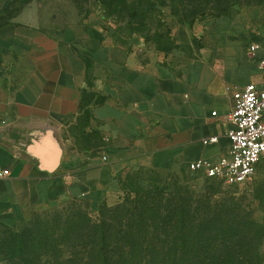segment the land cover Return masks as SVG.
<instances>
[{
	"label": "crops",
	"instance_id": "1",
	"mask_svg": "<svg viewBox=\"0 0 264 264\" xmlns=\"http://www.w3.org/2000/svg\"><path fill=\"white\" fill-rule=\"evenodd\" d=\"M220 31L214 49L176 72L117 48L99 12L27 3L0 27V169L11 170L0 214L68 196L96 208L130 169L185 178L198 174L192 162L228 155L233 93L264 88V66L245 47L251 33Z\"/></svg>",
	"mask_w": 264,
	"mask_h": 264
},
{
	"label": "trees",
	"instance_id": "2",
	"mask_svg": "<svg viewBox=\"0 0 264 264\" xmlns=\"http://www.w3.org/2000/svg\"><path fill=\"white\" fill-rule=\"evenodd\" d=\"M19 6L8 22L31 0H17ZM109 14L138 12L135 0H98ZM150 3V0H140ZM262 0H258L261 2ZM198 6L200 18L229 14L235 6L251 0H188ZM198 4V5H197ZM198 15L195 18H198ZM6 22V23H8ZM78 131L85 137L83 123ZM145 168L126 171L118 182L124 189L122 202L111 206L104 201L97 215L89 210H74L54 231L40 236L14 234L4 240L15 245V264H251L253 257L238 254L233 246L247 233H236L228 211L211 199L194 200L191 194L168 193L157 179L146 181ZM155 170V169H154ZM160 171V170H156ZM144 182H149L144 186ZM187 190V187L185 188ZM188 192V191H187ZM215 193H212L214 195ZM210 196V197H211ZM240 217V216H238ZM234 243V244H232ZM224 246V250L222 249ZM6 248V247H5ZM260 258V256H256ZM260 262V259L258 260ZM258 261L256 263H258Z\"/></svg>",
	"mask_w": 264,
	"mask_h": 264
},
{
	"label": "rangeland",
	"instance_id": "3",
	"mask_svg": "<svg viewBox=\"0 0 264 264\" xmlns=\"http://www.w3.org/2000/svg\"><path fill=\"white\" fill-rule=\"evenodd\" d=\"M69 1L84 13L99 12L115 46L128 55L133 54L144 65L156 64L180 72L215 48L214 44L223 39L221 29H225V39L238 36L232 31L251 33L245 41L247 50L253 43L264 45V0L240 4L223 16L202 18L196 12L198 6H190L188 0H150V3L135 0L138 12L129 10L122 16L109 14L98 0ZM18 6L17 0H0V27L7 24ZM141 175L149 182L157 179L158 185L166 187L168 193L179 192L184 198L189 193L194 200L209 198L214 205L223 204L230 208L240 206L239 215L228 211V215L232 214L230 226L236 233H247V236L238 238L232 248L238 254L253 257L251 264H264V162L251 180L239 185H229L199 174L180 178L173 171L151 168H145ZM121 177H126V173ZM149 182H144V186L147 187ZM121 187L116 182L105 200L107 204L113 206L124 200L125 193ZM212 193L215 194L211 196ZM100 206L94 208L84 197L68 196L18 217L0 214V264H15L10 258L17 253L15 245L8 243L4 246L5 239L10 240L14 234L40 236L43 230L54 231L63 226V221L74 210H89L97 215ZM257 255L260 258H256Z\"/></svg>",
	"mask_w": 264,
	"mask_h": 264
},
{
	"label": "built area",
	"instance_id": "4",
	"mask_svg": "<svg viewBox=\"0 0 264 264\" xmlns=\"http://www.w3.org/2000/svg\"><path fill=\"white\" fill-rule=\"evenodd\" d=\"M262 52L261 44L253 43L250 53ZM232 128L228 132L231 151L217 160H199L190 164V169L199 175L221 180L229 185L244 184L255 175L264 162V88L248 83L233 93V109L229 115ZM212 137L209 141H217ZM10 168L0 169V179L8 178Z\"/></svg>",
	"mask_w": 264,
	"mask_h": 264
}]
</instances>
